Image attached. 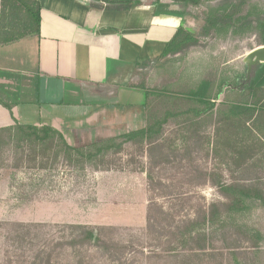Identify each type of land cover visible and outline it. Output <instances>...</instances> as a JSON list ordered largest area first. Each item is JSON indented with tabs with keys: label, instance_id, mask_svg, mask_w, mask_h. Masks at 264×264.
<instances>
[{
	"label": "rangeland",
	"instance_id": "374dc122",
	"mask_svg": "<svg viewBox=\"0 0 264 264\" xmlns=\"http://www.w3.org/2000/svg\"><path fill=\"white\" fill-rule=\"evenodd\" d=\"M232 1L237 0L214 1L199 8L177 3L198 43L145 65L135 86L166 87L180 95L204 79L216 83L223 80L221 100L244 101L240 95H245L249 83L243 59L264 46L259 33L204 34L207 7ZM250 9L251 20L263 18L264 0H249L242 15ZM217 91L215 86L213 95ZM130 108L100 111L97 129L80 132L86 126L81 121L77 134L69 126L65 136L74 147L81 148L146 126L144 111ZM187 109L186 103L177 100H154L149 115L162 116L167 110L181 114ZM106 112L109 118L101 120ZM216 121L215 115L206 116L193 126L183 114L170 119L165 127L167 160L158 153L151 160L146 149L141 152L126 145L121 154L106 157L104 165L92 162L83 171L62 161L46 170L27 162L14 169L12 147H5L0 151V264H47L51 256L49 264H181L178 255H163L166 229L197 217L213 203L224 202L218 181H238L264 190V147L260 140L255 136L252 156L245 166L238 167L230 150L214 147ZM227 219L224 227L205 228L213 246L193 264H264V201L246 200L245 210ZM69 225L104 229L102 238L111 244L110 250L89 246L71 250L64 246L72 232ZM252 239L258 247L253 248ZM155 252L162 256H153Z\"/></svg>",
	"mask_w": 264,
	"mask_h": 264
},
{
	"label": "crops",
	"instance_id": "0c3cea01",
	"mask_svg": "<svg viewBox=\"0 0 264 264\" xmlns=\"http://www.w3.org/2000/svg\"><path fill=\"white\" fill-rule=\"evenodd\" d=\"M36 1L39 36L0 41V129L51 127L69 143L66 128L77 134L83 121L80 132L90 133L100 124V111L117 106L139 107L147 126L144 91L135 81L145 65L170 56L163 55L180 28L190 29L179 4ZM1 10L0 0V31Z\"/></svg>",
	"mask_w": 264,
	"mask_h": 264
},
{
	"label": "trees",
	"instance_id": "16d2710c",
	"mask_svg": "<svg viewBox=\"0 0 264 264\" xmlns=\"http://www.w3.org/2000/svg\"><path fill=\"white\" fill-rule=\"evenodd\" d=\"M102 1L108 4H130L133 6L141 0ZM155 1L159 2L160 0ZM171 1L199 8L204 4L219 0ZM248 1H232L217 8L208 6L204 17L205 36H221L222 34L236 36L252 30L259 33L260 42L264 45V17L259 18L262 16H258L257 19L251 20L253 9L242 15ZM1 7L0 41L2 44L17 42L28 36H39L41 7L38 1L1 0ZM197 43L198 39L193 32L180 28L168 43L163 56L177 55ZM222 81L216 83L204 79L180 95L169 92L166 87L153 89L141 87L145 95V108L148 115L147 126L115 139L88 147L76 148L69 145L61 132L51 127L16 126L0 129V151L5 147H12L14 169L20 168L23 162H27V164L33 165V168L46 170L62 161L67 166L83 171L92 162L104 165L106 157L121 154L126 145L137 147L141 152L146 149L151 160L156 153L160 154L163 160H167L164 154L167 148L165 127L170 119L183 114L186 122L195 126L198 120L215 115L218 128L216 129L214 147L223 146L230 150L229 153H233L232 159L237 160L238 167L245 166L252 156L250 153L257 142L255 136L260 140L261 146L264 147V67L257 71L255 77L246 86L245 95H240L246 98L242 102H231L232 100H228V97L221 100V96L224 95L221 88ZM215 86H218V91L213 95ZM231 93L239 94L236 91H231ZM154 100H167L169 102L177 100L186 103L188 109L181 114L172 112L174 110H167L162 116H156L152 112L149 115ZM189 140L184 138L185 143H188ZM148 178L153 180L150 174ZM216 186L224 202L211 204L197 217L186 219L179 225H169L164 235L166 240L164 256L175 258L178 255L177 257L182 258L181 264H193L196 259L202 258L200 254L204 255L207 248L213 246V242L210 245V234L206 233V227H224L227 224L228 215L239 214L245 210L246 200L264 201V190L254 185H247L238 181L230 184L218 181ZM68 228L72 232L64 246H68L71 250L87 246L90 248L103 247L110 250L111 244L102 238L104 229L85 225H69ZM252 240L253 248L258 247V243L254 239ZM152 255L159 258L162 256L161 253L157 252L152 253ZM51 259L52 256L48 258L47 264L51 263Z\"/></svg>",
	"mask_w": 264,
	"mask_h": 264
},
{
	"label": "water",
	"instance_id": "95a60500",
	"mask_svg": "<svg viewBox=\"0 0 264 264\" xmlns=\"http://www.w3.org/2000/svg\"><path fill=\"white\" fill-rule=\"evenodd\" d=\"M247 66V82L255 77L257 71L264 67V46L257 47L250 51L243 59Z\"/></svg>",
	"mask_w": 264,
	"mask_h": 264
}]
</instances>
